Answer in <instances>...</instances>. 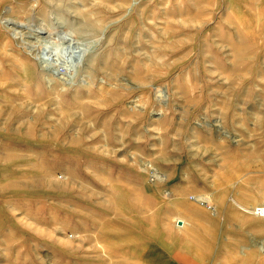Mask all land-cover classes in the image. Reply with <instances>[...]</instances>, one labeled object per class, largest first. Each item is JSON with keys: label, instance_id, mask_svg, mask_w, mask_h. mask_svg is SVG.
Here are the masks:
<instances>
[{"label": "rangeland", "instance_id": "374dc122", "mask_svg": "<svg viewBox=\"0 0 264 264\" xmlns=\"http://www.w3.org/2000/svg\"><path fill=\"white\" fill-rule=\"evenodd\" d=\"M258 204L264 0H0V264H264Z\"/></svg>", "mask_w": 264, "mask_h": 264}, {"label": "built area", "instance_id": "2783aa9c", "mask_svg": "<svg viewBox=\"0 0 264 264\" xmlns=\"http://www.w3.org/2000/svg\"><path fill=\"white\" fill-rule=\"evenodd\" d=\"M240 209H242L243 211L247 213L256 215V216H264V204H258L252 207H241L240 206Z\"/></svg>", "mask_w": 264, "mask_h": 264}, {"label": "bare ground", "instance_id": "6f19581e", "mask_svg": "<svg viewBox=\"0 0 264 264\" xmlns=\"http://www.w3.org/2000/svg\"><path fill=\"white\" fill-rule=\"evenodd\" d=\"M13 24H15L16 26H23L22 24H20V23H17V22H15L14 21V23ZM30 27V26H29ZM29 29H31L32 31H34V32H44L45 31V29L44 28H29ZM62 39L63 40H65V41H67V40H69V35L68 34H65L63 37H62ZM35 46V45H34ZM54 53V52H53ZM71 55V54H70ZM67 57V56H66ZM72 57V56H71ZM59 63V62H58ZM65 63V62H64ZM63 64V63H62ZM64 69V68H63ZM58 70V69H57ZM58 73H60V70H59V72Z\"/></svg>", "mask_w": 264, "mask_h": 264}, {"label": "crops", "instance_id": "0c3cea01", "mask_svg": "<svg viewBox=\"0 0 264 264\" xmlns=\"http://www.w3.org/2000/svg\"><path fill=\"white\" fill-rule=\"evenodd\" d=\"M187 224H189V225H191V226H194L195 227V223L194 222H189V223H187ZM176 229L177 230H179V231H183L184 230V227H183V225L182 224H180V223H177V225H176Z\"/></svg>", "mask_w": 264, "mask_h": 264}]
</instances>
